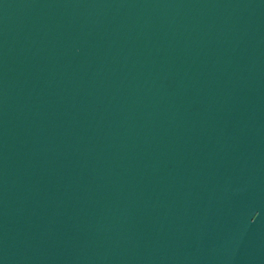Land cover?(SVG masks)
<instances>
[{"label":"water","instance_id":"water-1","mask_svg":"<svg viewBox=\"0 0 264 264\" xmlns=\"http://www.w3.org/2000/svg\"><path fill=\"white\" fill-rule=\"evenodd\" d=\"M0 264H264V0H0Z\"/></svg>","mask_w":264,"mask_h":264}]
</instances>
